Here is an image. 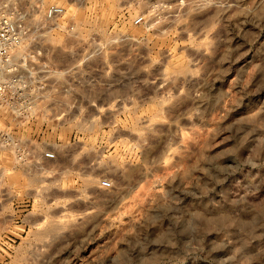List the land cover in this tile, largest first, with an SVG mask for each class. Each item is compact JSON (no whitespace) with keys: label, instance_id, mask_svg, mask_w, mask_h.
Wrapping results in <instances>:
<instances>
[{"label":"rangeland","instance_id":"obj_1","mask_svg":"<svg viewBox=\"0 0 264 264\" xmlns=\"http://www.w3.org/2000/svg\"><path fill=\"white\" fill-rule=\"evenodd\" d=\"M216 1L0 0L26 30L0 94V264H264V3Z\"/></svg>","mask_w":264,"mask_h":264},{"label":"built area","instance_id":"obj_2","mask_svg":"<svg viewBox=\"0 0 264 264\" xmlns=\"http://www.w3.org/2000/svg\"><path fill=\"white\" fill-rule=\"evenodd\" d=\"M65 8L60 5H51L47 10V19L57 21L64 16ZM26 37V30L19 17L10 16L5 13L0 15V94L4 95L8 87L20 82L18 74L17 51L22 46ZM47 158L56 159L54 153H48ZM104 187H110L109 181L102 182Z\"/></svg>","mask_w":264,"mask_h":264},{"label":"bare ground","instance_id":"obj_3","mask_svg":"<svg viewBox=\"0 0 264 264\" xmlns=\"http://www.w3.org/2000/svg\"><path fill=\"white\" fill-rule=\"evenodd\" d=\"M44 2V0H43ZM239 3V2H238ZM233 3L231 0H219V1H216L214 3V6L223 14V15H228L230 14V12L232 11V9L235 7V9H237L240 5V3ZM264 3V0H255L254 4H252L251 7L247 8V10L249 12H252L254 11L258 6L262 5ZM240 7H242L240 5ZM235 9L233 11H235ZM170 11V10H169ZM184 12V11H187V9H182L180 12ZM255 12V11H254ZM65 14H66V10H65ZM178 21V17H177V11H170V12H167L166 13V16H165V22L163 24L164 27H171L173 25L176 24V22ZM150 23L153 24V21L151 20ZM182 35L184 37H186L188 35L187 33V30H186V27H182V31H181ZM125 37V36H124ZM140 44L139 45H143L144 48L148 49L149 47V42L147 41H144V42H139ZM193 55L195 56V59L196 60H200V59H203L207 56V53L206 51H200V52H194ZM164 58L167 59L168 58V53L165 52L164 53ZM173 75L167 73L166 71H163L161 74H160V77L155 79L152 83H151V87L153 89V91L155 92L157 98L159 99V101H161V105H157L158 108H164L165 107V104H164V95L166 94V91L168 90V87H165L166 83L171 81V79H173ZM194 75L191 74V73H186L184 74L181 78H180V82L181 83H191L192 81H194ZM142 123L146 124L148 128H152L155 124L154 123V120L152 118H144L143 121H141ZM175 140L177 141H181L182 143H180V148L183 149L184 148V145H183V142L185 141V134L184 133H181V134H176L175 135ZM115 167V166H113ZM118 169V168H117ZM149 174V171L147 169H142V171L140 172V178H144V177H147ZM92 182V183H91ZM93 180L90 181V185L92 186H96V185H93ZM99 187V186H98ZM116 189H118L117 187H115ZM123 189V188H122ZM120 189V190H122ZM87 203H92L91 200H86ZM60 207V206H59ZM62 207V206H61ZM60 207V208H61ZM64 208V207H62ZM62 225V222H59V224L57 226H55L54 224H52V226L54 225L55 227H58V226H61ZM40 225V224H39ZM41 227V226H40ZM51 229V228H50ZM52 231V230H50Z\"/></svg>","mask_w":264,"mask_h":264}]
</instances>
